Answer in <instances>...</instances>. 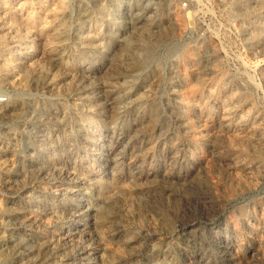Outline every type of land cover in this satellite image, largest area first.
Wrapping results in <instances>:
<instances>
[{
	"label": "rangeland",
	"instance_id": "rangeland-1",
	"mask_svg": "<svg viewBox=\"0 0 264 264\" xmlns=\"http://www.w3.org/2000/svg\"><path fill=\"white\" fill-rule=\"evenodd\" d=\"M0 264H264V0H0Z\"/></svg>",
	"mask_w": 264,
	"mask_h": 264
},
{
	"label": "built area",
	"instance_id": "built-area-1",
	"mask_svg": "<svg viewBox=\"0 0 264 264\" xmlns=\"http://www.w3.org/2000/svg\"><path fill=\"white\" fill-rule=\"evenodd\" d=\"M203 4H211L213 0H200ZM184 5H187V2H184Z\"/></svg>",
	"mask_w": 264,
	"mask_h": 264
}]
</instances>
